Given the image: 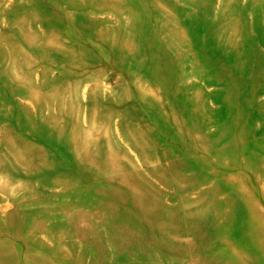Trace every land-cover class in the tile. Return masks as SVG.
Returning a JSON list of instances; mask_svg holds the SVG:
<instances>
[{
	"label": "rangeland",
	"instance_id": "1",
	"mask_svg": "<svg viewBox=\"0 0 264 264\" xmlns=\"http://www.w3.org/2000/svg\"><path fill=\"white\" fill-rule=\"evenodd\" d=\"M0 264H264V0H0Z\"/></svg>",
	"mask_w": 264,
	"mask_h": 264
}]
</instances>
